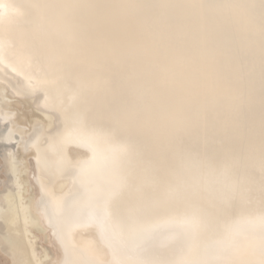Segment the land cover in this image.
I'll use <instances>...</instances> for the list:
<instances>
[{"label": "snow or ice", "instance_id": "1", "mask_svg": "<svg viewBox=\"0 0 264 264\" xmlns=\"http://www.w3.org/2000/svg\"><path fill=\"white\" fill-rule=\"evenodd\" d=\"M30 8L81 7L106 8L110 5H32ZM201 8L211 15L193 21L188 17H169V25H197L204 33L205 48L216 41L225 43L231 56L243 66L248 53L242 43L245 30L258 29L261 58V113L264 124V0L234 5H132ZM236 9L238 15H219L216 10ZM14 6L0 3V23L10 18ZM135 23V21H133ZM219 29L216 33L206 31ZM33 47L18 54V66L6 63L5 45L0 42V64L10 67L22 79L25 94L40 102L41 111L56 108L62 114L57 128L43 133L49 151L45 165L52 162L53 175L71 181L63 197L49 195L47 212L69 233L74 229L95 230L111 252L106 264H264V154L259 172L247 163L241 149L221 163L217 153L197 138L201 128L215 130L221 104L212 97L206 107L194 103H165L153 95L152 88L175 79L183 72L177 63L153 73L151 88L118 101L94 105L93 89L98 84L76 76L79 65L42 56L43 28L38 24ZM182 47L194 65L206 61L195 41L185 40ZM200 72L193 73L198 79ZM40 94V95H37ZM161 97L168 95L161 88ZM42 97V101H41ZM247 112L241 102L231 118L240 121ZM13 117L6 114L7 123ZM13 135L9 129V137ZM39 139V138H38ZM69 145L83 152L72 155ZM144 147L143 154L136 146ZM264 145V136H262ZM156 146L163 149V164L151 168ZM41 163L37 158V164ZM159 176V179L156 176ZM258 180L259 196L254 185ZM151 192V195L148 193ZM181 201L185 211L163 220L153 219L161 205ZM169 231L186 240L187 255L179 261L154 258L162 232ZM59 264H104L97 258L94 241L84 249L66 243Z\"/></svg>", "mask_w": 264, "mask_h": 264}, {"label": "bare ground", "instance_id": "2", "mask_svg": "<svg viewBox=\"0 0 264 264\" xmlns=\"http://www.w3.org/2000/svg\"><path fill=\"white\" fill-rule=\"evenodd\" d=\"M250 0H0L8 9L10 18L0 23V42L5 45L6 63L18 66V54L33 47L39 24L43 28L42 56L70 61L79 65L76 76L91 79L98 88L91 93L94 105L107 106L119 100L121 94L129 97L151 88L153 73L164 75V69L183 65V72L175 79L162 81L152 88L153 95L163 102L194 103L206 107L212 97L221 104L215 130L201 128L197 138L207 143L209 151L225 163L234 152L243 150L247 163L259 172L264 145V124L261 113V58L258 29L245 30L243 45L248 53L247 62L241 66L220 41L202 44L204 33L197 25H169V17H188L193 21L212 14L209 9L160 7L146 9L132 5H234ZM258 3V0H256ZM110 5L112 7L30 8L32 5ZM219 15H238L236 9L216 10ZM135 21V23H133ZM209 33L219 29L209 27ZM195 41L206 61L194 65L182 42ZM200 72L198 79L193 73ZM20 77L10 67L0 64V254L9 264H59L64 258L66 243L84 249L94 241L97 258L106 264L111 260L110 250L104 246L95 230L74 229L71 233L55 219L46 208L49 195L65 196L71 181L53 175L52 162L45 165L43 133L57 128L62 120L59 105L41 111L40 102L26 95ZM161 88L168 95L161 97ZM40 95V94H37ZM42 101V97H41ZM247 112L236 121L232 113L240 103ZM6 114L13 118L5 122ZM9 129L13 135L9 137ZM39 138V139H38ZM72 155L83 152L69 145ZM136 151L143 154L144 147ZM151 168L158 170L163 164V149L156 146ZM41 163L37 164V158ZM159 179V176H156ZM254 190L259 196L258 180ZM177 201L167 209L161 205L153 219L163 220L181 214L185 207ZM162 208V209H161ZM166 209L165 211L163 210ZM161 209V210H160ZM37 234L48 236L57 248V258H51L47 249L38 245ZM174 240L171 242V240ZM159 241L165 247L155 249L154 258L179 261L187 255L186 240L164 231ZM176 243L178 246H175ZM8 264V263H7Z\"/></svg>", "mask_w": 264, "mask_h": 264}, {"label": "rangeland", "instance_id": "3", "mask_svg": "<svg viewBox=\"0 0 264 264\" xmlns=\"http://www.w3.org/2000/svg\"><path fill=\"white\" fill-rule=\"evenodd\" d=\"M37 237H38V245L47 249L51 258L56 259L58 256L57 255L58 254L57 248L55 247V245L53 243H51L48 236H43L41 234H37ZM7 263L9 264V261L0 254V264H7Z\"/></svg>", "mask_w": 264, "mask_h": 264}, {"label": "water", "instance_id": "4", "mask_svg": "<svg viewBox=\"0 0 264 264\" xmlns=\"http://www.w3.org/2000/svg\"><path fill=\"white\" fill-rule=\"evenodd\" d=\"M148 195H151V192H149ZM180 206H181V207H183V206L185 207L184 203H181ZM163 207H165V208L167 209V211H169V210H168L169 208H170V209H171V208H174L173 206H170V205H164ZM161 209H162V208H161ZM161 209H160V210H161ZM166 209L163 208L164 211H165ZM172 241H174V240L172 239L171 242H172ZM175 246H178V244L176 243Z\"/></svg>", "mask_w": 264, "mask_h": 264}]
</instances>
